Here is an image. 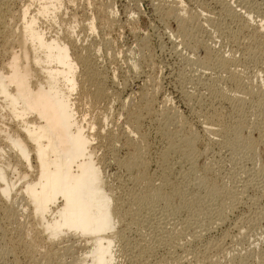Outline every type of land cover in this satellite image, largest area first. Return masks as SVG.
Here are the masks:
<instances>
[{
    "label": "rangeland",
    "instance_id": "374dc122",
    "mask_svg": "<svg viewBox=\"0 0 264 264\" xmlns=\"http://www.w3.org/2000/svg\"><path fill=\"white\" fill-rule=\"evenodd\" d=\"M27 1L0 0L2 8L9 9L1 22L12 30L19 27L20 10ZM63 1L64 27L63 21L60 27L48 25L43 18L41 23L53 34L77 22L73 25L79 43L94 53L93 67L106 93L96 100L82 99L78 108L79 115L96 122L93 143L105 174L110 175L108 180L118 195L128 199L143 184L135 185L132 177L145 171L146 181L166 196L150 213L145 210L147 202H141L136 221L126 217L124 222L134 223L129 227L125 223L116 264H264V46L253 35V26L240 27L242 22L230 18L219 4L247 10L255 26L264 19V0ZM105 2L115 15L107 23L97 12L98 7L107 6ZM176 2L183 8L179 17L170 14L179 5ZM162 8L168 9L166 17ZM93 16L97 28L90 32L87 23ZM180 22L186 24L190 36L185 37L186 45L179 41ZM7 33L0 32V40L5 36L0 44L1 62L2 46L8 49L15 38ZM131 56L138 63L133 70L127 65ZM91 84L89 90L95 87ZM105 113L109 120L103 128L98 120ZM133 113L141 115L133 139L146 167L130 173L117 160L134 156L122 134ZM219 122L232 129L226 137L230 143L205 131ZM185 138L194 141L191 154L180 143ZM0 213V264H70L72 255L79 254L43 258L39 252L29 257L25 252L30 248L29 218ZM198 230L200 234L194 237ZM41 249L49 250L46 244Z\"/></svg>",
    "mask_w": 264,
    "mask_h": 264
},
{
    "label": "bare ground",
    "instance_id": "6f19581e",
    "mask_svg": "<svg viewBox=\"0 0 264 264\" xmlns=\"http://www.w3.org/2000/svg\"><path fill=\"white\" fill-rule=\"evenodd\" d=\"M27 3L22 5L21 21H19L21 24L19 27L16 26L15 30L1 22L2 17L5 18L3 15L9 9L7 6L2 8L3 5L0 4V32L9 30L7 33L9 37L10 33L15 36L14 39L9 40L11 46L8 49L1 45L4 60L0 61V211L9 218L17 213L29 218L31 229L26 235L29 237L30 248L25 251L26 255L28 252L29 257L39 252L45 255L43 258L46 256L49 258L54 254L64 255L65 252L72 254L78 251L77 256L72 255L75 257L71 262L69 261L70 264H116L119 256L117 252L122 250L119 242L121 243L124 238L126 217L130 216L136 221L140 214L137 211L138 205L141 202H147L145 210L150 213L155 203L166 199V196L159 187L155 188L151 185L152 182L146 181L143 174L145 171L139 173V170L136 177L135 174L131 175L134 178H131L134 180L131 181L139 186L143 183L140 186L141 190L138 189L136 191L139 192H136L133 189L128 199L116 193L118 191L114 189L115 186L111 180H108L110 175L105 174L102 160L99 161L101 158L96 154V146L93 143L97 139L94 133L96 122L87 121L84 114L79 115L78 107L82 99L90 100V97H93L96 100L105 92L104 86L102 87L103 82H99V71L97 72L93 67L94 53L92 49L79 43L80 37L75 35L77 26L73 25L77 22H71L66 30L63 28L64 32L54 30L53 34L49 32L50 28L43 27L42 18L52 27L55 24L61 25L64 19L61 18L60 13L63 0H30V2L28 0ZM105 3L107 5L108 2ZM219 4L226 9L230 18L242 22L243 26L240 27L253 26V35L262 39L264 46L263 18L254 26L251 24L254 20L253 15L247 10L239 12L234 8L230 9L224 2ZM33 5H35L34 11L31 10ZM179 5L174 6L170 14L174 13L175 17H179L178 12L183 9ZM111 7L107 5L98 7L97 10L101 16H104L106 23L108 20L113 21L115 16ZM166 11L164 9L162 11L165 17L169 13ZM10 13L12 16V11ZM64 22L66 21L62 22L63 27ZM96 26L93 16V19L87 23V29L94 32ZM179 28V41L186 45L185 37L190 38L186 24L180 22ZM4 37L0 40V44H3ZM6 42L8 40L4 45ZM134 56H131L127 63L128 68L132 70L138 64ZM204 61L202 60V63ZM226 63L225 61L224 66ZM88 84L95 87L89 90ZM111 107H107L108 112H111ZM105 114L102 120L101 118L98 120V125L103 122V128L109 116L108 113ZM133 114H135L134 119L131 121L128 119V126L122 134L124 143L129 145L134 156L117 160L118 164L131 172L133 169L143 168V159H141L143 154L141 155L138 147L134 146L136 142L133 139L137 134L135 133L138 129L137 120L141 115ZM217 126H206L205 131L223 136L225 144L230 143L227 141L229 138H226L229 131L230 133L232 131L229 125L219 122ZM180 143L187 152L190 154L193 152L194 141L191 138H185ZM172 144L173 142L170 145ZM134 221L128 224L132 225ZM18 227L20 229V226ZM199 234L200 230L193 236L197 237ZM65 241H69L70 244H64ZM20 243L24 245L22 241ZM45 244L49 250L42 251L41 248Z\"/></svg>",
    "mask_w": 264,
    "mask_h": 264
}]
</instances>
